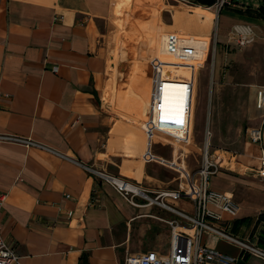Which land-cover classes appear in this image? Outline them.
Instances as JSON below:
<instances>
[{
    "label": "crops",
    "instance_id": "1",
    "mask_svg": "<svg viewBox=\"0 0 264 264\" xmlns=\"http://www.w3.org/2000/svg\"><path fill=\"white\" fill-rule=\"evenodd\" d=\"M118 2L0 0V135L35 143L0 139V228L23 264H124L127 254L155 251L165 256L170 251L167 221L178 216L157 204L129 203L85 166L131 180L151 195L185 185L190 171L178 161V151L181 145L201 150L193 137L196 87L211 52L214 0H162V14L169 13L172 23L167 26L173 31H161L147 44L154 53L142 75L150 85L148 117L152 98L160 97L164 118L179 119L173 113L185 104V86L171 82L160 93L153 87L154 68L192 84L190 134L180 146L169 135L147 134L146 122L135 127L119 119L111 106L121 103L129 78L126 57L119 51L125 37L114 38V47H109L114 9L121 15ZM239 2L241 11L264 5V0ZM223 12L225 28L221 35L218 26L216 33L222 41L235 24H251L257 32V20L264 21L235 9ZM218 56L221 60L222 54ZM263 87L258 86L256 94ZM216 93L219 115L221 103L232 99L231 93ZM163 125L175 128L172 120ZM207 126L209 144L212 132ZM165 146H172L170 157ZM247 147L257 153L256 161L251 152L232 154L210 187L232 195L239 204L237 215L225 214L220 226L264 248V123L262 143ZM166 166L180 168L176 187H170L174 178L167 179ZM169 203L189 211L181 208L182 199ZM202 243L236 257L237 264H264L254 255L241 259L240 246L215 234H204Z\"/></svg>",
    "mask_w": 264,
    "mask_h": 264
},
{
    "label": "rangeland",
    "instance_id": "2",
    "mask_svg": "<svg viewBox=\"0 0 264 264\" xmlns=\"http://www.w3.org/2000/svg\"><path fill=\"white\" fill-rule=\"evenodd\" d=\"M118 1V7L121 5V15L116 13L117 8L114 9V27L110 36L109 47L111 46V49L114 47V38L119 35L125 37V43L119 51L121 55L126 57V72L129 78L121 103L111 104L106 99L104 102L115 108L119 119L129 121L135 127H142L143 122H147L148 119L147 107L150 99V85L147 84V77L142 78V75L145 68L149 70L148 63L154 54L147 50V44L152 37L154 38L161 31H173L171 26H167L172 23V20L169 13L164 12L162 14V0ZM238 11L241 9L236 8L235 12ZM224 19L225 13L223 12L219 18L221 35L225 28ZM213 22L215 25V21ZM263 26L264 21L257 20L255 41L246 47H238L234 41V44L227 42L228 39L230 40L229 32L232 27L228 32L227 40L222 41L220 34L217 37L216 32L212 34L213 41L208 63L206 68L199 72L196 87V116L193 137L194 143L199 145L201 150L196 151L192 147L176 144L180 146L178 161L184 162L190 173L196 172L201 167L206 153L219 164H222L223 161L227 162L229 157H233L232 154L240 155L246 152L247 154L251 152V159L256 161L257 153L250 151L247 146L251 142L248 137V130L253 127L263 128L264 123V109H260L262 112L258 117L254 114L259 109L256 101L258 86L264 85V31L261 30L264 28ZM257 42L261 46H257L256 50ZM219 53L222 54L221 60H219ZM149 56L151 57L149 58ZM109 77L107 72V83ZM200 78L204 82L201 83ZM217 89H220L225 95L231 93L232 99L228 103L230 108L228 104L221 103L219 115L217 114L219 109H215ZM213 93L214 98L212 97ZM104 94L105 92H103V97ZM207 125L210 126L212 135L206 151L205 144L209 128ZM164 151L170 157L173 151L172 146H165ZM223 165H227V163ZM166 167L169 169L165 175L167 179L169 177L174 178L172 183H169L170 187H176L179 181L176 179L179 176L178 170L169 166ZM253 167L257 170V164ZM214 177V175L210 177L211 185H213ZM182 202L181 208L185 207L191 211L193 202L188 197L182 198Z\"/></svg>",
    "mask_w": 264,
    "mask_h": 264
},
{
    "label": "built area",
    "instance_id": "3",
    "mask_svg": "<svg viewBox=\"0 0 264 264\" xmlns=\"http://www.w3.org/2000/svg\"><path fill=\"white\" fill-rule=\"evenodd\" d=\"M239 6V0H214L211 9L214 13L213 20L215 21L216 33L221 12L226 9H236ZM229 34L230 41H234L238 47H246L252 44L256 37L255 29L251 24H235L232 26ZM171 82L185 86L183 93L185 104L182 109L180 108L173 113L174 115L177 112L178 114L175 117L179 119L164 118L160 112V97L156 100L152 98L150 113L146 122L147 134L162 133L169 135L176 143H184V140L190 134L189 107L192 84L187 79L180 80L163 75L160 66L154 68L153 87H156L159 93L163 90L164 85ZM5 96L9 97V94H5ZM256 101L257 107L264 109V87L258 91ZM168 120H172L175 126L173 130L163 125ZM248 137L253 143H262L263 128H250L248 130ZM0 139L35 145L33 141L19 136L0 135ZM85 168L112 185L129 203L137 206L145 205V202L147 204H157L173 211L178 216L176 219L167 221L172 229L168 255H159L155 251L127 254L124 264H237L239 259L236 257L224 254L203 244L202 237L206 233L215 234L240 246L242 249L241 259L246 255H254L264 259V248L243 240L232 234L227 228L224 229L220 226L225 214L229 216L237 215L239 204L232 195L216 191L210 187V177L220 171L221 164L210 158L208 153L205 154L201 167L196 172L186 175V184L184 186L176 190H159L153 192L154 195H151L152 191H148L141 185L121 176L87 165ZM66 197L69 198L70 195L66 194ZM187 197L193 202L192 211L178 209L169 203V199L176 201ZM139 199L144 200V202H139ZM2 202L3 199H0V207L2 206ZM72 214V211L68 212V216H72ZM0 264H23L21 257L14 248V244L3 236L1 228Z\"/></svg>",
    "mask_w": 264,
    "mask_h": 264
},
{
    "label": "trees",
    "instance_id": "4",
    "mask_svg": "<svg viewBox=\"0 0 264 264\" xmlns=\"http://www.w3.org/2000/svg\"><path fill=\"white\" fill-rule=\"evenodd\" d=\"M242 13L248 14L250 16L255 17H264V5L261 6L259 9H246L245 11H240Z\"/></svg>",
    "mask_w": 264,
    "mask_h": 264
},
{
    "label": "bare ground",
    "instance_id": "5",
    "mask_svg": "<svg viewBox=\"0 0 264 264\" xmlns=\"http://www.w3.org/2000/svg\"><path fill=\"white\" fill-rule=\"evenodd\" d=\"M206 147H208V142H206V144H205V148H206ZM207 149H208V148H207Z\"/></svg>",
    "mask_w": 264,
    "mask_h": 264
}]
</instances>
